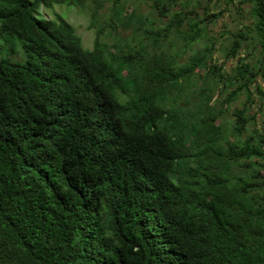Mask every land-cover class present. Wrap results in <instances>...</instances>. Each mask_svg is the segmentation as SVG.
<instances>
[{
  "label": "trees",
  "instance_id": "trees-1",
  "mask_svg": "<svg viewBox=\"0 0 264 264\" xmlns=\"http://www.w3.org/2000/svg\"><path fill=\"white\" fill-rule=\"evenodd\" d=\"M145 1L0 0V264H264V0Z\"/></svg>",
  "mask_w": 264,
  "mask_h": 264
},
{
  "label": "rangeland",
  "instance_id": "rangeland-1",
  "mask_svg": "<svg viewBox=\"0 0 264 264\" xmlns=\"http://www.w3.org/2000/svg\"><path fill=\"white\" fill-rule=\"evenodd\" d=\"M127 11L131 12L133 10H137L138 12H148L149 7L148 3L145 0H127ZM201 5L195 2L193 8H195L196 13L198 14V18H205V8H209L210 14H215L221 10L222 18L210 25V37L214 39L217 43V47L225 50L229 43L231 35L230 32H235L239 30L242 26L247 25L251 22V10L252 5L247 3L242 6L243 13L238 12V4L227 5L223 0H200ZM178 10V8H177ZM40 12L43 17L47 19H56L57 16L63 17L68 23H70L75 29L77 35H79L82 39V43L84 48L88 50H92L95 45L96 34L93 30L89 28L90 19L87 13L82 12V9L76 6H68V5H54L51 8L42 7ZM165 21V19H164ZM190 55V54H189ZM214 61L216 64L221 65L223 61H225L222 57V53L219 51L215 54ZM236 65V61H228L225 66V72H230L233 67ZM204 72H202L203 76ZM264 91V82L260 81ZM256 97V105L252 107V113L257 114L258 120L264 119V97L263 99H259L258 95ZM245 96H242L241 99L234 103L232 106V110L226 119L232 120L234 116L232 113L235 108H242L245 103ZM260 107L262 110H260ZM262 112V113H260Z\"/></svg>",
  "mask_w": 264,
  "mask_h": 264
}]
</instances>
